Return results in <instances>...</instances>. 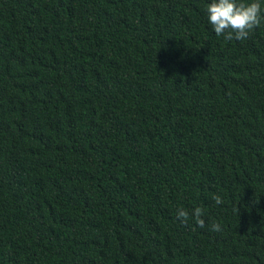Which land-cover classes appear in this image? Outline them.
<instances>
[{"label":"trees","instance_id":"trees-1","mask_svg":"<svg viewBox=\"0 0 264 264\" xmlns=\"http://www.w3.org/2000/svg\"><path fill=\"white\" fill-rule=\"evenodd\" d=\"M210 3L0 0V264H264V21Z\"/></svg>","mask_w":264,"mask_h":264},{"label":"clouds","instance_id":"clouds-1","mask_svg":"<svg viewBox=\"0 0 264 264\" xmlns=\"http://www.w3.org/2000/svg\"><path fill=\"white\" fill-rule=\"evenodd\" d=\"M206 11L215 34L223 36L226 41L247 39L264 21L260 0H253L250 3H244L242 0H211ZM212 199L216 205L223 204V199L219 195H213ZM203 215L204 209L201 207H196L191 212V218L201 228L205 226ZM176 216L182 223H187L190 218L189 211L182 207L177 209ZM211 229L218 232L221 226L214 222Z\"/></svg>","mask_w":264,"mask_h":264}]
</instances>
